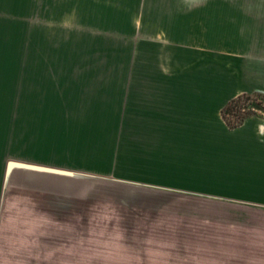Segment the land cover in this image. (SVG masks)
<instances>
[{"label": "rangeland", "instance_id": "rangeland-1", "mask_svg": "<svg viewBox=\"0 0 264 264\" xmlns=\"http://www.w3.org/2000/svg\"><path fill=\"white\" fill-rule=\"evenodd\" d=\"M210 26L263 33L264 0H0V264H264V207L235 180L118 179L124 77L161 70L191 38L179 29ZM250 97L235 108L264 106ZM9 161L89 176L5 181Z\"/></svg>", "mask_w": 264, "mask_h": 264}, {"label": "crops", "instance_id": "crops-1", "mask_svg": "<svg viewBox=\"0 0 264 264\" xmlns=\"http://www.w3.org/2000/svg\"><path fill=\"white\" fill-rule=\"evenodd\" d=\"M179 30L191 38L161 70L157 63L135 79L124 77L125 176L118 179L174 190L180 182L196 189L200 181L235 180V194L245 204L264 207V111L234 129L221 114L239 95L264 98V30ZM171 41L170 48L181 44ZM31 190L68 196L60 189L53 194L52 187Z\"/></svg>", "mask_w": 264, "mask_h": 264}, {"label": "water", "instance_id": "water-1", "mask_svg": "<svg viewBox=\"0 0 264 264\" xmlns=\"http://www.w3.org/2000/svg\"><path fill=\"white\" fill-rule=\"evenodd\" d=\"M252 109L257 112L263 111V109L256 104L252 106ZM15 170H19L22 171V173L31 174V175H48V176H58V177H67V178H77L78 176L79 177L89 176L85 174H78L76 172H72L68 170L54 169L51 167L9 161L5 169V175H4L5 181L9 180L10 176Z\"/></svg>", "mask_w": 264, "mask_h": 264}, {"label": "trees", "instance_id": "trees-1", "mask_svg": "<svg viewBox=\"0 0 264 264\" xmlns=\"http://www.w3.org/2000/svg\"><path fill=\"white\" fill-rule=\"evenodd\" d=\"M249 96L254 97L257 96V94H253V95H249V94H242L239 95L235 98H233L232 100H230L225 107L222 109L221 114H222V118L225 121L227 127L229 129H234L238 126L241 125V123L244 121L245 118H247L251 113L254 112V110L252 109V106L254 104L259 105L263 111H264V106L262 105V103L257 102L254 98L252 99L253 101L250 102L249 105H246L245 108H240L237 109L235 107H237L236 105L238 104L237 102L241 99H247L249 98ZM250 97V98H251ZM259 98V96L257 97ZM236 109V111H235ZM226 115H232L234 116L237 121L236 122H231L229 119L226 118Z\"/></svg>", "mask_w": 264, "mask_h": 264}]
</instances>
